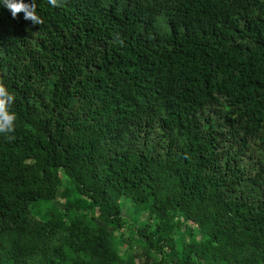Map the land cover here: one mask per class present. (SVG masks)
I'll return each instance as SVG.
<instances>
[{
	"label": "trees",
	"instance_id": "trees-1",
	"mask_svg": "<svg viewBox=\"0 0 264 264\" xmlns=\"http://www.w3.org/2000/svg\"><path fill=\"white\" fill-rule=\"evenodd\" d=\"M24 2L0 264H264V0Z\"/></svg>",
	"mask_w": 264,
	"mask_h": 264
},
{
	"label": "clouds",
	"instance_id": "clouds-1",
	"mask_svg": "<svg viewBox=\"0 0 264 264\" xmlns=\"http://www.w3.org/2000/svg\"><path fill=\"white\" fill-rule=\"evenodd\" d=\"M52 7L57 6V0H48ZM0 5L6 7L13 18L17 13H23V18L38 23L34 4L25 3L24 0H0ZM14 95L3 85L0 84V134H9L14 130L16 113L12 110Z\"/></svg>",
	"mask_w": 264,
	"mask_h": 264
},
{
	"label": "rangeland",
	"instance_id": "rangeland-1",
	"mask_svg": "<svg viewBox=\"0 0 264 264\" xmlns=\"http://www.w3.org/2000/svg\"><path fill=\"white\" fill-rule=\"evenodd\" d=\"M126 207H128V203H125V205H124V207L123 208H126ZM123 216H129L128 214H127V211L124 209V214H123ZM143 218H144V216H143Z\"/></svg>",
	"mask_w": 264,
	"mask_h": 264
}]
</instances>
